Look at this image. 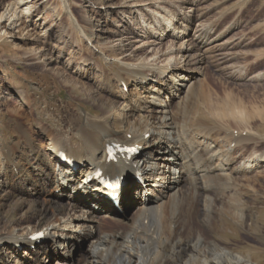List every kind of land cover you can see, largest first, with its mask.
Listing matches in <instances>:
<instances>
[{"label": "bare ground", "instance_id": "bare-ground-1", "mask_svg": "<svg viewBox=\"0 0 264 264\" xmlns=\"http://www.w3.org/2000/svg\"><path fill=\"white\" fill-rule=\"evenodd\" d=\"M90 1L76 0L86 23ZM167 1L125 0L114 5L124 15L126 33L111 40L110 30L100 29V46L90 47L97 56L66 66L70 70L76 63L75 80L92 67L98 70L95 78L88 74L95 88H87L88 96L82 97L98 111L83 110L72 123L55 128L41 119L36 101L10 76L21 117H40L32 116L34 129L16 122V142L0 133V264H48L52 253L72 257L74 249L85 246L79 242L88 244L80 264H259L220 244L212 233L217 221L222 231L232 229L228 220L240 226L248 223L244 184L237 183L236 176L249 178L251 167H258V173L264 151L256 148L251 132L221 127L213 116L236 117L237 111H212L205 80L195 70L210 57L229 60L224 51L238 44L222 41L224 31L217 32L216 17L203 20L201 2L174 0L183 7L173 14ZM41 3L8 1L0 12V39L13 37L22 25L36 27L33 8ZM111 4L99 8L104 13ZM186 4L191 5L188 10ZM134 22L136 28L128 30ZM116 46L119 56L107 54ZM61 52L42 53L27 64H63ZM124 86L135 92L126 93ZM222 129L226 136L217 140ZM112 142L140 146L141 154L107 163ZM61 150L75 160L74 168L60 162ZM99 166L128 181L118 200L102 197L104 190L96 192L93 180L86 183ZM138 170L144 172L141 185L131 180ZM8 212L17 218L9 219ZM38 232L45 234L41 241L31 238Z\"/></svg>", "mask_w": 264, "mask_h": 264}, {"label": "rangeland", "instance_id": "rangeland-1", "mask_svg": "<svg viewBox=\"0 0 264 264\" xmlns=\"http://www.w3.org/2000/svg\"><path fill=\"white\" fill-rule=\"evenodd\" d=\"M8 1L10 0H0V12ZM39 1L42 3L33 8L36 13H34L36 27L22 25L18 31L13 33V37L3 36L0 39V133H3L5 139L11 142H16L19 139L16 133L18 120L24 121L31 129L34 127L32 124L33 115L28 118L27 116L22 118L20 115L22 110L19 107L20 103L17 102L18 90L16 92L11 87L10 76L13 75L16 78V86L20 90L28 91L31 98L36 101L37 111L42 116L41 119L48 121L55 128L65 123L70 124L83 110L98 111L89 103L82 101V97L88 96L87 88H95V81L89 80V75L95 78L98 75V70L92 67L86 76L75 80L76 72H79L76 69V63L84 62L85 58L89 59L96 55L90 47L91 45L100 46L101 38L98 36L101 33L100 29L110 30L108 35L111 40L116 39L117 34L126 33V30L122 29L127 26V23L121 20L124 15L122 12H118L115 7L120 3L123 4L122 2L125 0H91V6L86 13L90 23L83 21L84 19L81 17L83 7L78 6L76 0ZM173 1H167L166 5L175 14L183 6L181 1H174L175 3ZM197 2H201L199 11L205 12L204 21L217 18V32L224 31L222 41L228 39L232 46L238 44L234 45L233 49L224 51L230 55H227L229 60L225 62L216 61L217 58L210 57L195 65V70L202 73V78L205 80L212 104L210 106L213 107L212 111L220 114L228 113L230 109L237 111L236 117L220 115L213 117L222 123L221 127H228L229 130L235 131L244 129L248 135L251 132L258 141L256 148L264 151V0H197ZM106 3H112L113 6L103 13L99 7L107 6ZM176 4L177 6H175ZM94 5L98 7L96 8ZM184 6L188 10L191 5ZM68 8H70L71 14ZM136 26L137 24L135 25L134 22L128 24L129 28H127L132 31ZM86 37H89L92 43ZM77 46L82 49L77 50L75 48ZM116 47L117 50L111 49L107 54L119 56L120 46ZM53 50L55 56L59 54V51H62L60 56L63 60L62 63H66L65 66L55 63L50 66L52 68H45L40 63L27 64L29 60H35L40 55L49 53L48 56H50L53 54L51 53ZM43 57L41 56V58ZM74 62L76 63L72 68L70 67V70L66 69L68 64ZM83 66H81L82 69H84ZM74 70L76 72H73ZM69 79L71 81H66ZM98 79L104 78L98 77ZM127 87H129V91L126 93L135 92L131 86ZM107 105L110 106V102H107ZM35 116L33 118L40 117ZM223 132V129L218 131L217 140L226 136L227 132ZM231 147H236L235 141ZM257 168L251 167V171L247 173L249 178L236 176L238 177L237 183L244 184L243 190L246 194L244 206L250 210H248V223L246 226H240L236 222L228 220L232 229L222 231V227L217 221L212 236L220 244L250 256L259 264H264V166L258 169V173L255 172ZM52 188L53 186L49 187V189ZM31 189L29 188V190ZM59 192L56 191V193ZM138 203V200L133 202L131 212L135 210ZM1 210L5 213L6 206ZM4 213L3 215H5ZM98 213L104 214L100 210ZM6 215L12 220L17 218L10 212ZM79 246L83 247L74 249L72 257L69 258L56 257L52 253V256L47 259L48 264H80L84 256L83 250L88 244L79 242ZM31 249L34 247L32 246ZM8 257L10 258L11 255Z\"/></svg>", "mask_w": 264, "mask_h": 264}]
</instances>
